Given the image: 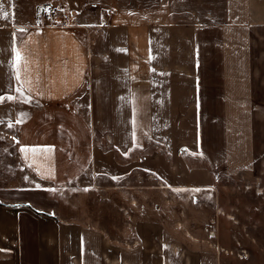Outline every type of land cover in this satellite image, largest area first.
<instances>
[{"label": "crops", "instance_id": "1", "mask_svg": "<svg viewBox=\"0 0 264 264\" xmlns=\"http://www.w3.org/2000/svg\"><path fill=\"white\" fill-rule=\"evenodd\" d=\"M255 4L0 0V264H145L153 248L104 246L69 214L79 191L144 173L207 188L248 165Z\"/></svg>", "mask_w": 264, "mask_h": 264}, {"label": "rangeland", "instance_id": "2", "mask_svg": "<svg viewBox=\"0 0 264 264\" xmlns=\"http://www.w3.org/2000/svg\"><path fill=\"white\" fill-rule=\"evenodd\" d=\"M255 5L254 107L240 120L251 151L248 165L207 188L164 192L146 173L131 175L129 182L139 187L129 185L122 195L103 182L97 189L89 185L75 195L69 214L105 231L102 245L153 248L141 257L156 264L169 258L176 264H264V0Z\"/></svg>", "mask_w": 264, "mask_h": 264}, {"label": "built area", "instance_id": "3", "mask_svg": "<svg viewBox=\"0 0 264 264\" xmlns=\"http://www.w3.org/2000/svg\"><path fill=\"white\" fill-rule=\"evenodd\" d=\"M45 14L52 21H54L60 15L59 8L56 5L50 4L45 9ZM67 21H68L67 18H62L59 23L63 24L66 23Z\"/></svg>", "mask_w": 264, "mask_h": 264}, {"label": "snow or ice", "instance_id": "4", "mask_svg": "<svg viewBox=\"0 0 264 264\" xmlns=\"http://www.w3.org/2000/svg\"><path fill=\"white\" fill-rule=\"evenodd\" d=\"M21 58H22L21 53H20V51L17 49V50H16V60H17V62H18ZM17 76H19V71H17ZM37 187H39V185H37Z\"/></svg>", "mask_w": 264, "mask_h": 264}]
</instances>
